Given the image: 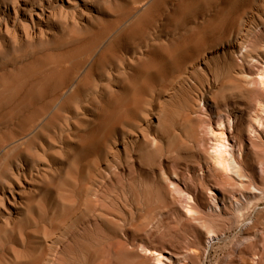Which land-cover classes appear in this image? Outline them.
Wrapping results in <instances>:
<instances>
[{"label": "rangeland", "instance_id": "obj_1", "mask_svg": "<svg viewBox=\"0 0 264 264\" xmlns=\"http://www.w3.org/2000/svg\"><path fill=\"white\" fill-rule=\"evenodd\" d=\"M263 104L264 0H0V264L264 260Z\"/></svg>", "mask_w": 264, "mask_h": 264}, {"label": "bare ground", "instance_id": "obj_2", "mask_svg": "<svg viewBox=\"0 0 264 264\" xmlns=\"http://www.w3.org/2000/svg\"><path fill=\"white\" fill-rule=\"evenodd\" d=\"M21 2V1H20ZM19 2V3H20ZM21 4H23V3H21ZM25 7V6H24ZM12 8V7H11ZM23 11V10H22ZM21 11V12H22ZM18 12V11H17ZM39 14V13H38ZM41 14V13H40ZM35 28H37V27H35ZM264 105V104H263ZM261 108V107H260ZM259 108V109H260ZM254 117V116H253ZM237 118V117H236ZM238 118H240V117H238ZM228 119H229V122H230V124L231 123H235V122H233L232 121V117H228ZM253 119V118H252ZM237 120V119H236ZM228 122V123H229ZM238 122V121H237ZM238 124V123H237ZM221 125H223V120L221 121ZM241 125V124H240ZM242 126H243V124H242ZM241 126V127H242ZM240 127V126H239ZM242 128H245V130L243 129V131H246L248 134H249V139L252 141V143H254V139H256V140H258L257 138V135H260V133H259V131H258V129L261 131V134L262 135H264V109L263 108H261L260 109V113L259 112H257V114L255 115V117H254V119H253V122H251V123H249L247 126H245V127H242ZM261 128V129H260ZM240 130V129H239ZM241 131V130H240ZM241 135H242V133H241ZM243 137V136H242ZM264 137V136H263ZM239 138H240V136H239ZM259 138H260V136H259ZM218 140H216L217 141V144H216V146L218 147L216 150H217V153H215V155L217 154V157L215 156V164L216 165H218L219 166V168H220V166L221 167H223L224 169H226L227 171H232L231 173H233V170H235L236 168H237V166H238V161L236 160V158H235V156H234V152L233 151H231V149L230 148H233L234 147V145H231L230 144V138H228V137H226V134H225V132H223L222 131V134H221V136L219 137V138H217ZM259 140H263V139H259ZM244 143H243V140L240 138L239 139V141H238V146H239V148H240V150L242 151L243 150V147H244V145H243ZM10 147V146H9ZM240 151V152H241ZM215 164H213L214 166H215ZM20 168V167H19ZM217 168V167H216ZM20 170V169H19ZM217 170V169H216ZM14 171H16V169L14 170ZM18 173V172H17ZM16 173V174H17ZM233 175H235V173L233 174ZM228 176V175H227ZM15 188V187H14ZM16 189V188H15ZM260 190V189H259ZM258 190V191H259ZM2 192V191H1ZM261 193V192H260ZM223 195H224V192L222 193ZM252 195H253V197H255L254 196V194H256V192L255 193H251ZM215 195V194H214ZM257 195V194H256ZM259 196V195H258ZM257 196V197H258ZM261 196H264V192H263V190H262V193H261ZM4 197V196H3ZM18 197V196H17ZM11 199V198H10ZM247 201L246 202H243L242 200H239V201H236L235 202V204H236V206L234 207V208H230V209H232V210H230L227 206V198L225 199L224 198V196H223V198L221 197H218L217 196V194L213 197V198H211V203L213 202V204H211V205H214L215 207H213V208H215V210L216 209H219V204L221 203V202H223L222 204L224 205V208H221V209H224V210H226L227 211V208L231 211V212H235L236 214H238L239 215V217L241 216V214L240 213H242V211H243V209L245 208V207H247V205H249L250 203H249V200L247 199V198H245ZM12 200V199H11ZM210 202V201H209ZM234 202V201H233ZM229 203V202H228ZM7 204V203H6ZM230 204L232 205V202H230ZM229 204V205H230ZM11 205V204H10ZM8 207H9V205H8ZM231 207V206H230ZM14 210H16V209H14ZM220 210V209H219ZM223 211V210H222ZM96 212V211H95ZM229 212V211H228ZM234 213V214H235ZM228 214H231V213H228ZM16 215V214H15ZM233 216H235V215H233ZM239 217H237V218H239ZM229 224V223H228ZM242 225V226H241ZM240 225V227H239V232H240V236H239V238L240 239H238L239 241H237L238 242V244L235 246V245H233V246H235L234 248H233V250H232V254H231V263L230 264H264V260L260 257V250H259V248H260V238H259V234H258V231H259V229L258 230H256V232L255 233H251V231H249L248 229H250L249 227H251V225L250 224H248V221H245V220H243V222H242V224ZM221 230V229H220ZM219 230V234L221 233V231L222 230H224V227H223V229L220 231ZM206 231V230H205ZM208 231H211V232H209V236H208V242L209 241H211V240H213L214 242H215V240H217L218 238H220L221 236H223V235H219V234H217V233H215V231H214V229H213V231L211 230V228H209V230H207V232ZM217 231V230H216ZM238 236V235H237ZM261 237V236H260ZM21 238V237H20ZM218 241V240H217ZM205 242H207V241H205ZM213 243V242H212ZM263 243V242H262ZM210 244H211V242H210ZM207 245V244H206ZM212 245V244H211ZM214 245V244H213ZM10 247H12V246H10ZM9 247V248H10ZM207 247H208V245H207ZM206 247V248H207ZM264 247V246H263ZM13 248V247H12ZM210 248H212V246L210 247ZM14 249V248H13ZM5 250V249H4ZM190 251H192V250H190ZM199 250H197V252H198ZM231 251V250H230ZM199 254L198 255H200V251L198 252ZM208 253V252H207ZM262 253H263V251H262ZM4 254V253H3ZM196 254V253H195ZM195 254H193L192 253V255H195ZM206 254V253H205ZM5 255V254H4ZM172 256V255H171ZM196 257H197V254L195 255ZM203 256H205V258H206V255H203ZM92 257V256H91ZM162 258H163V260H164V256H161ZM185 257V256H184ZM200 257H202V256H200ZM200 257H199V259H200ZM159 258V257H158ZM166 259H168V261L170 260V261H172V257H165ZM174 258V257H173ZM187 258V257H186ZM194 258V257H193ZM203 258V257H202ZM202 258H201V260H202ZM205 258L203 259V260H205ZM20 259V258H19ZM161 259V258H160ZM185 259V258H184ZM197 260L196 261H198V257L196 258ZM228 259V258H227ZM258 259V260H257ZM162 259H161V261H163ZM176 260V259H175ZM179 260V259H178ZM201 260H199V262L201 261ZM174 261V260H173ZM177 261V260H176ZM191 261V260H190ZM180 262V261H179ZM184 262V261H183ZM162 264H163V262H161ZM165 263V262H164ZM168 263V262H167ZM172 263V262H171ZM174 263V262H173ZM172 263V264H173ZM191 263V262H190ZM197 263V262H196ZM222 263V262H221ZM175 264H176V262H175ZM223 264V263H222Z\"/></svg>", "mask_w": 264, "mask_h": 264}]
</instances>
